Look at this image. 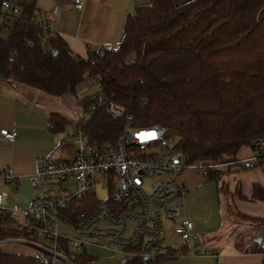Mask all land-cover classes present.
Instances as JSON below:
<instances>
[{"label":"trees","instance_id":"trees-1","mask_svg":"<svg viewBox=\"0 0 264 264\" xmlns=\"http://www.w3.org/2000/svg\"><path fill=\"white\" fill-rule=\"evenodd\" d=\"M10 1L22 16L0 25V86L13 82L62 97L77 95L87 77L96 79L102 92L133 117L134 126L166 127L191 164L230 163L242 148L255 152V144L264 142V0L181 5L150 0L126 17L117 49L102 48L86 58L43 30L35 0ZM82 102L88 110L92 99ZM49 123L52 132H59L68 120L53 113ZM82 128L91 142L115 144L124 121L100 110ZM203 179L217 177L211 173ZM87 198L95 201L94 195ZM252 198L264 199L261 186L254 187ZM16 232L0 226V243ZM61 244L69 255V242ZM34 250L35 255L12 254L0 244V264H46ZM74 257L83 264L91 260L86 254Z\"/></svg>","mask_w":264,"mask_h":264},{"label":"built area","instance_id":"built-area-1","mask_svg":"<svg viewBox=\"0 0 264 264\" xmlns=\"http://www.w3.org/2000/svg\"><path fill=\"white\" fill-rule=\"evenodd\" d=\"M74 6L83 11L85 2L75 0ZM20 16V7L10 0L2 1L0 25ZM40 24L45 32L49 30ZM86 81L94 82L98 91L91 97L87 116L70 125L68 142L76 146L74 158L61 161L54 151L49 158L38 159L31 176L35 197L27 209L9 208L7 195L0 193V226L26 234L25 243L39 250L38 258L46 264H63L66 258L71 262L72 255L83 254L91 245L115 252L128 262L145 264L185 256V251L202 254L195 224L185 213L190 189L181 180L182 174L194 170L205 178L213 173L218 180L231 166L254 169L264 162V142L256 143L258 150L247 159L191 164L178 151V139L170 137L166 127L134 126L133 117L102 92L96 79L87 77ZM100 110L124 121V131L115 144L91 142L82 128ZM1 137L6 143H14L18 134L3 129ZM15 179L7 171L0 174L5 184ZM148 179L155 180L150 191L145 188ZM46 183H59L61 188ZM67 184L74 188H67ZM97 186L106 189L105 200L97 199ZM89 195H94L95 201L87 198ZM75 203L78 207L73 209ZM167 221L181 244L167 243ZM62 227L72 236L62 235ZM62 240L70 244L69 255L62 251Z\"/></svg>","mask_w":264,"mask_h":264},{"label":"crops","instance_id":"crops-1","mask_svg":"<svg viewBox=\"0 0 264 264\" xmlns=\"http://www.w3.org/2000/svg\"><path fill=\"white\" fill-rule=\"evenodd\" d=\"M82 1L85 2V8L79 11L74 6L75 0H35L36 20L45 24L52 35L62 37L72 52L82 58L102 48L117 49L123 38L126 17L134 13L138 6L150 3V0ZM190 1L192 0H174L177 5ZM52 97L13 82H6L0 86V174L7 171L16 178L13 183H4L10 188L0 187V193L8 197L9 208L27 209L31 205L35 197L31 176L36 171L38 159L49 158L54 151L61 161L74 158L76 146L68 143L70 134L66 133V129L72 123L85 118L88 110L86 116L77 122L64 116L68 120V125L62 131L52 132L49 117L53 113L60 114L54 109ZM3 129L17 132L18 137L14 143L2 140ZM252 154L249 148H242L237 160L250 158ZM223 176H226L225 181L219 187L217 180L206 181L194 170H186L182 174L181 180L190 189L185 200L186 216L194 222L195 233L204 232V237L211 241L199 242L198 249L202 252L200 255L195 256L190 251H185V256L166 258L160 264H264V251H261L264 249L258 248L263 242L253 240L245 245L240 238V232H231V228L226 227L221 221L223 211L219 196L226 188L227 211L231 207L242 219L248 217L264 220V199L258 201L252 198L256 185L264 190V163L251 170L239 165L230 167ZM12 193L16 198V206L10 205ZM21 239L24 241L5 240L0 244L8 253L35 255L37 253L35 248L25 243V238ZM7 243L10 245H6ZM24 245L29 246L32 251L21 247ZM93 248L102 252H112L91 245L83 253L91 259L88 264H116L111 263L112 257L118 256L115 252H112L111 257L107 255L106 258H109L102 259L101 262L93 261L92 254L101 253L97 250L92 253ZM118 257L120 263L130 264ZM71 260L75 262L72 264H83L75 261L73 255Z\"/></svg>","mask_w":264,"mask_h":264},{"label":"rangeland","instance_id":"rangeland-1","mask_svg":"<svg viewBox=\"0 0 264 264\" xmlns=\"http://www.w3.org/2000/svg\"><path fill=\"white\" fill-rule=\"evenodd\" d=\"M2 35H5V33H2ZM133 59H134V57L130 58L129 61L132 62ZM97 91H98V86L94 82L85 81L84 83H82L78 87L77 95L65 94L62 97H52L51 96L53 98V100H54L53 102L55 103L54 109H56L57 112H60V114L62 116H65V117H67L69 119H72V120L77 122L82 117L86 116V113H87L85 105L83 104L82 101L85 100L86 98H88L89 96L95 94ZM71 129H70V126L66 129V133L67 134L69 133L70 136H71V132H72ZM70 143L74 144L72 141ZM225 177L226 176H223L222 178L217 180L219 187L222 186L223 181H225ZM154 181H155L154 179H148L146 181V186H145L146 190L150 191V189H151L150 186L153 184ZM45 185H47V186H49L51 188L55 187L56 189L61 188V184H59V183L58 184L56 183L54 185L46 183ZM67 185H65V187ZM0 187H2V188L3 187L10 188V186L5 185L2 182H0ZM67 188L73 189L74 185L73 184L72 185H68ZM226 193H227L226 188H224L223 191H221V194L219 195L220 196V204H221L222 211H223V214L221 216V218H222L221 221H223V223H224V225L226 227L231 228V232H237V233L240 232V238H241L243 244L247 245L248 242H251L253 240H255L256 242H259V241L261 242L262 241L263 244L262 245H258V248L259 249H264V222H252V221L244 220L231 207L227 211V209H226V202H227ZM96 197H97L98 200H105L107 198L106 189L102 188L101 186H97ZM15 199L16 198L14 197V195L12 193V196L10 197V205L11 206H16V204H15L16 200ZM211 216H214V215H211ZM215 219H216V217H215ZM213 221H210V222H213ZM206 222H208V221H205V223ZM172 228H173L172 223L167 221L165 223V238L167 240V243L169 245L170 244H176V243L177 244H181L182 241L180 240V238H178L173 233ZM60 232H61L62 235L72 236V232L70 230H68L67 228H65V227H62ZM203 233H198L200 241L210 242L211 239L207 240L204 237ZM205 233H207V232H205ZM209 233L212 234L211 232H209ZM21 238H22V234L19 233V232H16L7 241H9V242H11V241H24ZM255 241H254V243H255ZM14 243H16V242H14ZM256 244H254V245H256ZM6 245H10V243H7ZM25 246L26 245L21 246V247L24 248L25 250L32 251L29 246H28L29 248L25 247ZM95 250H97V249L93 248L91 252L93 253V252H95ZM97 251L101 252V253L100 254H96V255L92 254V256L94 258L93 261L98 260V261L101 262L102 259H108L109 258V257L106 258L107 255H109L110 257L113 256L112 252H108L107 253V252H102V251H99V250H97ZM66 259L70 261V259H68V258H66ZM67 260H64L63 264H72L74 262L73 260H71V262H69ZM119 260H120V258L118 256H114V257H112L111 263L122 264V263H120Z\"/></svg>","mask_w":264,"mask_h":264},{"label":"water","instance_id":"water-1","mask_svg":"<svg viewBox=\"0 0 264 264\" xmlns=\"http://www.w3.org/2000/svg\"><path fill=\"white\" fill-rule=\"evenodd\" d=\"M55 57H57V53H55Z\"/></svg>","mask_w":264,"mask_h":264}]
</instances>
